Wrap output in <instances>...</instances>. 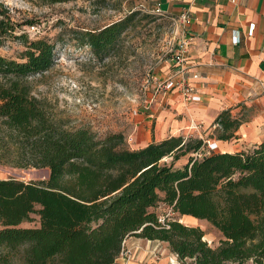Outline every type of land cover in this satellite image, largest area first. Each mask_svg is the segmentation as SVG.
Listing matches in <instances>:
<instances>
[{
	"label": "trees",
	"instance_id": "obj_1",
	"mask_svg": "<svg viewBox=\"0 0 264 264\" xmlns=\"http://www.w3.org/2000/svg\"><path fill=\"white\" fill-rule=\"evenodd\" d=\"M135 15L84 32L82 43L107 54ZM18 27L0 5V46L12 38L25 48L21 62L0 56V166L47 169L48 178L0 179V264H117L128 237L166 243L179 264H264V139L198 158L203 139L129 149L120 133L97 138L88 128L65 129L26 80L53 65L55 47ZM213 125L216 139L229 141L241 122L226 110ZM159 203L209 223L218 246H208L197 226L161 222L153 211ZM32 214L39 226L22 227Z\"/></svg>",
	"mask_w": 264,
	"mask_h": 264
},
{
	"label": "rangeland",
	"instance_id": "obj_2",
	"mask_svg": "<svg viewBox=\"0 0 264 264\" xmlns=\"http://www.w3.org/2000/svg\"><path fill=\"white\" fill-rule=\"evenodd\" d=\"M156 2L72 0L50 4L45 0H0L11 21L19 25L17 31L26 30L33 24L40 25L43 39L55 47L53 65L26 80L32 96L44 104L48 115L61 122L63 128H88L97 138L120 133L127 148L131 149L133 143L127 141L148 98L146 89L151 86L152 78L162 76L160 70L168 61V44L179 32L172 21L153 12ZM133 12L136 13L133 22L107 54L95 55L82 43L84 32L103 28ZM24 50L18 39L7 38L0 46V56L21 62ZM3 82L0 76V83ZM187 139L199 138L189 136ZM184 162L185 158H182L175 165ZM8 178L24 182L44 181L48 178V170L0 166V179ZM153 211L161 222L165 218L179 219L183 224L191 222L204 232L208 246H218L221 236L206 221L180 217L163 203ZM21 226L38 227V216L32 214L30 222ZM156 249L153 252L157 256L155 261L179 264L171 255L163 256L159 247ZM190 263L189 260L183 262ZM14 264L20 263L15 260Z\"/></svg>",
	"mask_w": 264,
	"mask_h": 264
},
{
	"label": "crops",
	"instance_id": "obj_3",
	"mask_svg": "<svg viewBox=\"0 0 264 264\" xmlns=\"http://www.w3.org/2000/svg\"><path fill=\"white\" fill-rule=\"evenodd\" d=\"M156 5L167 18L177 19L181 13L191 18L184 26L190 42L188 76L199 100L185 102L170 93L142 108L129 137L131 149L178 136L215 141V152L241 151L259 143L264 139V0H157ZM168 68L166 63L162 75ZM226 110L241 125L236 138L219 141L213 122ZM190 124L196 128L190 129ZM158 247L163 256L175 257L166 243L128 237L124 250L129 255L116 263L166 264L155 261Z\"/></svg>",
	"mask_w": 264,
	"mask_h": 264
},
{
	"label": "built area",
	"instance_id": "obj_4",
	"mask_svg": "<svg viewBox=\"0 0 264 264\" xmlns=\"http://www.w3.org/2000/svg\"><path fill=\"white\" fill-rule=\"evenodd\" d=\"M153 12L157 15L166 16L160 9L159 5L153 9ZM167 18V17H166ZM178 29V37H172L166 55L168 56L167 64L169 66L168 71L162 76L154 77L151 79V86L148 91V98L144 101L145 109H148L150 104L156 102L160 98H165L170 93H176L181 96L185 102H195L199 100L194 86L191 84L189 79V67L187 61V54L189 48V39L184 32V26L191 22V18L187 13H181L177 19L168 18ZM29 37L38 38L41 36L40 25H30L26 30ZM250 33V32H249ZM238 42V36L235 37V42ZM192 78H196V75H192ZM196 128V125L190 124V129ZM131 143L130 138L127 141ZM217 144L215 141H204V146L199 153H196V157L200 158L208 152L216 151ZM160 221H162L160 219ZM125 244V241L123 242ZM128 252L124 249L121 252V256H128ZM174 262H178L174 257ZM170 264H174L170 261ZM177 264V263H176Z\"/></svg>",
	"mask_w": 264,
	"mask_h": 264
},
{
	"label": "bare ground",
	"instance_id": "obj_5",
	"mask_svg": "<svg viewBox=\"0 0 264 264\" xmlns=\"http://www.w3.org/2000/svg\"><path fill=\"white\" fill-rule=\"evenodd\" d=\"M188 219V218H187ZM189 220H195L194 218H192V219H189Z\"/></svg>",
	"mask_w": 264,
	"mask_h": 264
}]
</instances>
